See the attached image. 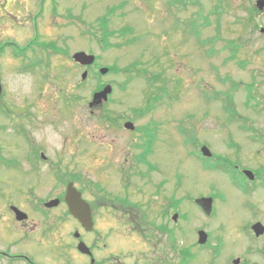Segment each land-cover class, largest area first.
Instances as JSON below:
<instances>
[{
  "label": "rangeland",
  "instance_id": "374dc122",
  "mask_svg": "<svg viewBox=\"0 0 264 264\" xmlns=\"http://www.w3.org/2000/svg\"><path fill=\"white\" fill-rule=\"evenodd\" d=\"M22 1L10 5L9 15L0 18V48L10 41L21 49L33 40L30 16L41 6L39 0ZM42 1V12L36 16L38 43L62 53L42 51L37 45L19 59L11 54L18 56L22 50L11 46L0 54L4 89L0 100V252L25 255L32 264H84L72 237L78 229L66 208L49 210L47 218L32 209L64 192L66 175L80 178L76 186L91 202L94 184L105 185L106 193L118 192L119 170L128 166L132 167L129 191L133 202L150 207L181 200L176 212L185 218H178L177 224L186 235L195 234L194 228L205 231L207 227L191 200L208 196L213 200L209 264H231L235 257L240 264H264L260 253L264 236L252 240L249 228L251 236L245 230L248 220H264V191L241 196L235 185L241 183L240 177L209 172L218 158L226 163L234 160V154L241 153L242 161L245 155L264 159L263 143L256 146L234 133H230L232 138L227 136L234 132L231 127L242 122L237 118L241 115L238 106L230 100L231 90L223 94L224 76L230 75L231 87L246 81L247 61L255 58L264 43V32L258 31L264 28V16L254 27L256 22L249 24L241 12L249 11L253 0ZM69 8L73 11L66 19ZM108 11L112 13L104 25L101 19ZM126 29L131 32L121 37L120 31ZM199 41L204 45H198ZM76 52L95 56V67L75 64L71 57ZM34 60L41 64L34 74L18 71ZM133 64L137 67L130 73L120 72ZM100 67L118 71L98 77ZM84 70L87 76L81 81ZM139 70L145 76L138 75ZM97 81L112 91L105 105L89 108L100 86ZM233 96L237 100L239 90ZM147 107L152 108L150 112L141 113ZM107 114L121 127L109 126L103 119ZM125 121L138 128L161 124L156 141L159 156L152 160L159 163L161 173H148L145 166L132 163L140 153L135 145L141 143L136 139L130 144L131 136L122 128ZM29 138L46 162L39 158L32 162L27 156ZM201 145L214 155L211 162L198 157ZM161 181L164 184L157 189ZM253 198L258 210L251 217L243 201ZM10 205L30 216L26 227L16 224ZM117 246L122 263L145 264L147 257L156 258V248L146 238L119 241ZM129 246L132 254L127 256ZM0 264L24 263L0 256ZM194 264L206 263L198 259Z\"/></svg>",
  "mask_w": 264,
  "mask_h": 264
},
{
  "label": "flooded vegetation",
  "instance_id": "af4514ba",
  "mask_svg": "<svg viewBox=\"0 0 264 264\" xmlns=\"http://www.w3.org/2000/svg\"><path fill=\"white\" fill-rule=\"evenodd\" d=\"M258 1L264 0H253L252 8H250L249 11H241L248 19L249 24H251L253 21L256 22L254 23V26H258V19L261 16H264V8L262 10L256 8ZM18 2L19 0H0V18L2 15H9L8 8H10V5L17 3L16 5L18 6ZM21 2L23 1L21 0ZM21 2H19V5ZM82 6L83 5L80 7L82 8ZM66 10V15H64L66 18H68L67 16L71 14L73 10L70 8L67 11ZM80 14L81 9L79 10V16L77 17L78 23H80ZM30 20L33 25L34 17L32 16ZM262 30L264 31V28ZM35 31L36 25L34 26V32ZM32 43L33 42H30L28 44V48L26 50L24 49L25 51L22 53V57L25 56L27 51H32L34 49L36 45ZM257 51L258 52L255 58L249 59L247 61L249 66V74H246V81L240 80L237 87H231V82L233 80L231 79L230 75L228 74L227 76H224L223 80L224 83H226L227 88L223 91V94L227 96V93L231 90L229 93L230 100L232 103L238 106L241 115H237V118L242 122L234 127H231V130L234 128V132H228L227 136L231 137L230 133H234L235 135L237 134V136H243L245 140L249 142H254L256 146H262L261 143L264 144V43H262ZM38 66L39 63L34 60L29 62V64H22L19 69L22 73L34 74L35 69ZM245 68L246 67L242 69L245 70ZM238 90L239 97L237 100H235L237 96L234 98L233 94H235ZM151 109L152 108L147 107L143 111L147 112L148 114ZM221 109L225 114L224 111L227 109V106L224 105V107H221ZM113 125L118 128L116 123ZM159 128L161 130V124L151 123L146 124L141 128L135 127V130L126 131L131 136L130 144L136 139L141 143L135 145V147L140 148V153L135 155L132 163H135V165L140 164L145 166L148 173H161V166L159 163H153L152 161L159 156V154H156V141L158 140V132L160 131ZM29 142L31 146L27 152V156L30 158V160L32 162H36L39 159L43 161L46 160V158L42 159V154L40 151L39 155H37L38 149L35 148L30 138ZM237 146L238 145L236 144L235 147ZM240 156L241 153H239V155L234 154V160L228 157L229 159L227 162L231 163H229L230 166L228 167L231 174H226L223 170H221L219 164H225V162L221 161L215 162L212 164V166H209V172L218 171L230 179L233 178L234 175L240 177L242 180L241 183L235 185L241 196H245V194L247 196L249 193L255 194L257 191H264L263 157L253 155V160H251V158L245 155L247 159L242 161V157ZM47 168L49 169L50 167ZM131 169L132 167L125 166L119 170V181L121 187L119 188V191L117 190L118 192L106 193L104 192L106 188L105 185L97 184L98 189L95 190L93 202L87 200L83 190H81L80 187H77L75 182L67 180L69 175L65 176V186L69 183H72L76 190L81 194V197L89 205L92 226L88 231H86L78 221L69 215L67 206L64 202L65 191L51 198L57 199L59 201L57 207L62 206L66 208V213H68L71 220L75 223L76 229L79 230V232L78 230H75V233L79 234L78 239L74 237L75 233L72 234V237L75 239V246L79 242H83L88 247L90 255L78 253V255L85 258L84 264H134V262L128 261L122 263L120 259L121 256L119 257L117 246V242L119 241L129 243L133 242L134 238H137L138 240H143L146 238V240L152 242L156 248L157 252L154 253L156 254V258L153 256L151 261V259L147 257V259L144 261L145 264H194L198 259H201L206 264H209V254L213 251L212 244L209 241V215L205 216L207 225L205 229L206 242L203 245H199L197 243L198 230H195L196 228H194L195 231L193 230V233L195 234L186 235L184 232H182L183 229L180 227V225L177 224L180 214H178L176 211L181 206V200L172 199L167 204H163V206L159 204H147L150 207L146 205L142 206L133 202L131 192L129 191V171ZM205 170L208 171V168L205 167ZM245 172H248L249 175L252 176V179H248V177L245 176ZM78 179L80 180L79 177ZM161 184H164V182L161 181L160 184H158L157 189H159ZM154 194L158 195L159 192H155ZM193 200L194 199H192V201ZM243 202L249 212L248 216L250 215L251 217H254V214H257L258 210L255 199H248L247 201ZM43 204L44 203L42 202V206L37 205L32 209V211L40 215L42 218H47L48 212L51 209L44 208ZM140 209H142V211ZM146 210H148L147 214ZM27 216L28 219L26 221L21 223L16 222V224L21 227H26V223L30 220V216L28 214ZM174 216H176L175 219L173 218ZM202 216L204 217L203 214ZM255 223H261L264 225V220H248L247 227H251V225ZM116 234L118 235V239ZM263 236L264 234L260 237H255L256 239L253 236L252 240H258V238ZM156 246H159V250ZM127 250V256L128 254H132L130 252V246L127 247ZM199 252L202 254H199ZM245 253L247 254L251 252L246 250ZM260 253L264 254V249L260 250ZM0 256H3L8 260H16L17 262L21 261L24 264H32V261L22 254L11 255L9 252L1 251Z\"/></svg>",
  "mask_w": 264,
  "mask_h": 264
},
{
  "label": "water",
  "instance_id": "95a60500",
  "mask_svg": "<svg viewBox=\"0 0 264 264\" xmlns=\"http://www.w3.org/2000/svg\"><path fill=\"white\" fill-rule=\"evenodd\" d=\"M256 6L259 10H262L264 8V1H258ZM72 60L81 66H90L94 62V57L92 55H86L82 52H79V53H75L72 56ZM107 71L108 70L106 68H101L99 70V73L101 75H104L107 73ZM86 75L87 73L84 72L81 76V79L84 80L86 78ZM110 93H111V87L105 86L100 92H97L93 95L89 107L93 108L99 106L102 102H106L107 97ZM0 94H1V85H0ZM124 128L127 130L134 129L131 123L124 124ZM200 152L204 157L211 156V153L206 147H202ZM64 201L72 217L75 218L86 230H89L92 224H91V216L88 205L81 199L80 193L76 191V189L73 187L71 183L67 185ZM58 202H59L58 200H51L45 203L44 206L46 208L56 207L58 205ZM195 203L199 206V208L204 212L205 215L211 214V210H212L211 198H200L195 200ZM10 209L13 212L16 221L22 222L27 219V216L18 209H16L15 207H11ZM175 217L176 216H174L173 218L175 219ZM252 230L254 231L256 236H259L263 234L264 227L261 226L259 223H257L252 226ZM75 237L77 238L78 236L75 234ZM198 237H199L198 244H204L206 241L205 233L200 231L198 233ZM77 250L82 254L90 255L88 248L83 243L78 244ZM238 263L239 260L233 261V264H238Z\"/></svg>",
  "mask_w": 264,
  "mask_h": 264
},
{
  "label": "trees",
  "instance_id": "16d2710c",
  "mask_svg": "<svg viewBox=\"0 0 264 264\" xmlns=\"http://www.w3.org/2000/svg\"><path fill=\"white\" fill-rule=\"evenodd\" d=\"M105 19H106V16H103L102 17V24H103V22H105ZM126 31L128 32H131V30H129V29H126V30H122L121 31V35H123L124 33H126ZM105 32V31H104ZM108 34H110V35H112V33H108ZM137 67V64H133V65H130L129 67H127V68H125V69H123V70H121L120 72H123V73H130L133 69H135ZM110 71H118V70H116V69H113V68H110ZM136 73L138 74V75H141V74H143V72L142 71H139V72H137L136 71ZM144 75V74H143ZM145 76V75H144ZM146 80H149V78H146ZM99 88H101V86L99 87ZM224 167H227V165L225 164L224 165ZM70 181H74V179L72 178V176L71 177H69L68 178Z\"/></svg>",
  "mask_w": 264,
  "mask_h": 264
}]
</instances>
